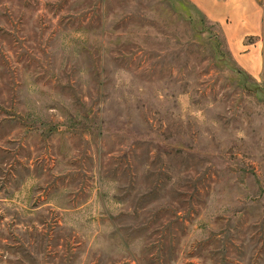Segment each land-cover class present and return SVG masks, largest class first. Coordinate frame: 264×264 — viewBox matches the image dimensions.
Wrapping results in <instances>:
<instances>
[{"label":"rangeland","instance_id":"374dc122","mask_svg":"<svg viewBox=\"0 0 264 264\" xmlns=\"http://www.w3.org/2000/svg\"><path fill=\"white\" fill-rule=\"evenodd\" d=\"M253 2L0 0V264H264Z\"/></svg>","mask_w":264,"mask_h":264},{"label":"crops","instance_id":"0c3cea01","mask_svg":"<svg viewBox=\"0 0 264 264\" xmlns=\"http://www.w3.org/2000/svg\"><path fill=\"white\" fill-rule=\"evenodd\" d=\"M195 6L202 9L210 19L223 25L225 37L236 50V57L241 63L245 64V69L252 75L257 72V58H250L249 52L239 51V44L243 45L242 40L249 36L257 34L260 30L259 15L256 12V6L253 0H191ZM244 12V20L240 19ZM242 34V37H241ZM239 36L240 43H239ZM237 38V39H236ZM238 48L235 49L233 46ZM243 47H241L242 49ZM248 51V50H245ZM234 54V52H233Z\"/></svg>","mask_w":264,"mask_h":264}]
</instances>
